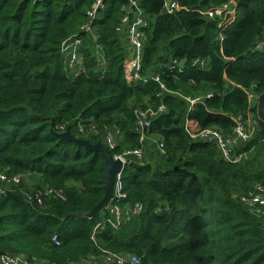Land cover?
I'll return each instance as SVG.
<instances>
[{
	"label": "trees",
	"instance_id": "obj_1",
	"mask_svg": "<svg viewBox=\"0 0 264 264\" xmlns=\"http://www.w3.org/2000/svg\"><path fill=\"white\" fill-rule=\"evenodd\" d=\"M94 1L0 0V170L35 174L36 188L63 191V199L36 205L17 186L3 188L0 253L64 262L102 249L134 254L138 264H264V217L237 199L264 183V154L246 171L242 159L224 160L186 133L205 126L228 132L233 116L250 113L256 138L245 150L264 139V0H175L178 8L165 13L164 0H135L147 18L137 82L124 76L126 42L115 29L127 0H101L93 36H81L82 69L65 70L60 42L77 32ZM226 2L234 13L224 23L203 12ZM170 59L180 70L164 65ZM192 59H205V67ZM190 88L210 94L188 107L181 96ZM130 99L140 107L163 104L148 127L163 154L154 164L142 158L123 165L122 200L138 201L141 210L93 242L89 233L103 209L86 213L103 194V157L56 133L94 123L95 134L76 137L102 144L104 131L117 129L135 147ZM76 211L82 214L67 215ZM53 232L58 246L49 240Z\"/></svg>",
	"mask_w": 264,
	"mask_h": 264
},
{
	"label": "built area",
	"instance_id": "obj_2",
	"mask_svg": "<svg viewBox=\"0 0 264 264\" xmlns=\"http://www.w3.org/2000/svg\"><path fill=\"white\" fill-rule=\"evenodd\" d=\"M101 6V0H95L89 9L85 11V22L79 24L75 34L64 37L59 46L60 53L63 58L65 70L68 73H76L82 69V54L81 44L83 35L88 36L92 28L91 22L96 17L97 9ZM163 6L166 12H171L178 8L175 0H164ZM120 16L115 29L124 35L126 42V54L124 57L123 72L127 81L137 82L143 79L140 74L141 70V55L144 39V28L147 24L146 15L141 11L135 0H127V4L122 5L119 9ZM208 17H215L219 23L227 21L234 13V4L232 2L222 3L221 5L203 11ZM93 33V32H92ZM262 42L255 44V49H260ZM191 65L199 68L205 67V59H192ZM167 67H177L180 61L175 59L168 60L165 64ZM157 80L156 76H152ZM163 89L162 85H160ZM248 99H253L254 95L248 89L246 92ZM209 92L199 97L181 96L187 102L188 107L197 101L203 100L204 97L209 96ZM164 110L163 104H157L153 109L151 107H142V109L132 110L134 114V121L132 131L141 134L143 131H148L151 120L160 112ZM233 125L231 129L225 133L221 132L214 126H205L196 132L186 131L190 140L201 141L212 145L219 153V155L227 161L236 162L243 158L250 141L253 131L256 129L254 119L247 121L242 114L233 116ZM113 132H118L114 129ZM97 131L93 123L83 124L77 123L73 129V133L77 135L86 136L88 134H95ZM112 132V133H113ZM111 131H104L102 144L109 150L113 149L115 143L113 142ZM140 140V138H139ZM157 146L161 148V143L158 141ZM250 148V147H248ZM112 158L119 159L123 165L133 160H141L143 158V151L140 145L128 148L121 152L111 153ZM28 173H15L7 175L4 170H0V183L16 185ZM1 187V186H0ZM112 197L108 203L103 207L97 221L93 224L89 238L94 242L95 234L106 227L115 229L122 223L137 215L141 210V204L138 201H124L123 193L121 192L122 183L120 180V172L115 174L112 185ZM3 187L0 188L2 191ZM254 190V192H251ZM251 190L241 194L238 199L247 201L254 208L255 213L259 217H264V183L253 184ZM24 195V194H23ZM27 202L36 205H41L45 199H63V191L60 188L49 186H42L40 188L31 189L28 194L24 195ZM264 222V219H263ZM52 245L58 246L60 244L59 236L53 232L49 236ZM100 255L86 254L80 259L72 261L58 262L54 260H45L41 258L28 257L19 252H1L0 264H138L139 257L134 254L108 252L100 249Z\"/></svg>",
	"mask_w": 264,
	"mask_h": 264
},
{
	"label": "rangeland",
	"instance_id": "obj_3",
	"mask_svg": "<svg viewBox=\"0 0 264 264\" xmlns=\"http://www.w3.org/2000/svg\"><path fill=\"white\" fill-rule=\"evenodd\" d=\"M77 28L78 27H76V29ZM93 30H94V27H93V29L91 28L90 31H89V33H88V36L90 37V39L93 36V33H92ZM117 33L122 38V41L124 43L125 42L124 35L123 34H120L119 32H117ZM187 93H185V94H187L186 96H188V97L191 98V97H199V96L203 95L206 92H197V90L196 91H193L190 88ZM133 100L134 99H130V101H129L130 108L132 110H134V109H142V107H140V105L134 104V101ZM143 103H144V106H143L144 108L145 107H151L153 109L155 107L154 106L155 103L153 101L145 100ZM244 118H245V120H247L249 122L252 121V119H253L251 117V114L250 113H247L244 116ZM219 130L221 132L225 133V134L227 132V131H223L221 129H219ZM112 132L113 131H111V133ZM70 133L74 137H76V135H77L76 133H72V132H70ZM112 137H113V142L115 144H118V145L120 144V148L121 149L119 150V152H121L123 150H126L128 148H132L129 143H127V142H121L120 135L117 132H113L112 133ZM102 138H103V135H102ZM137 138H138L137 142H138V144L140 145V147L142 148V151H143V158L146 159L151 164H154V163L158 162L160 160L159 156H161L163 154L162 150H160L159 147L157 146V143L159 141L158 140V136L155 135V134H153V133H150V131H145V132L143 131L141 134H138L137 133ZM139 138H140V140H139ZM254 138H256L255 131H253L252 134H251V137H250V140L251 141L250 142H252ZM254 144L255 145H251L250 148H248V150H246V152H245V154H244V156L242 158V161H241V162H244L246 171H252L253 169L259 167L261 165V162H262V155L264 154V139H262L260 141H256V143H254ZM28 176H29V174L25 175L22 178V180L19 181V183H17L15 185V186H17L21 190V192L24 195L25 194H28V192H30L31 189L36 188L35 185H34V183H37L38 182L36 179H32L30 177L28 178ZM0 186H1L0 188H2V187L3 188H9V187H12L14 185L0 183ZM248 190H251V188H249ZM251 192H254V190H251ZM238 201H239V203L242 206H245L248 209L247 211L249 213L257 216V214L254 211V208H252V206L250 204H247L248 203L247 201H241L239 199H238ZM157 210H159V208H157Z\"/></svg>",
	"mask_w": 264,
	"mask_h": 264
},
{
	"label": "water",
	"instance_id": "obj_4",
	"mask_svg": "<svg viewBox=\"0 0 264 264\" xmlns=\"http://www.w3.org/2000/svg\"><path fill=\"white\" fill-rule=\"evenodd\" d=\"M161 13H165L166 9L162 5L160 8ZM59 139H66L75 144L81 145L84 148L92 151H99L103 157L104 165V185L103 194L97 203L91 207V209L86 213L87 216H93L99 212L108 203L109 199L112 197V185L114 182L115 174L121 172L123 168V163L119 159H114L111 156L110 151L100 142L89 143L86 139L80 137H74L68 130H64L60 133H56ZM82 213L80 211L72 212L67 215L72 217H78Z\"/></svg>",
	"mask_w": 264,
	"mask_h": 264
},
{
	"label": "crops",
	"instance_id": "obj_5",
	"mask_svg": "<svg viewBox=\"0 0 264 264\" xmlns=\"http://www.w3.org/2000/svg\"><path fill=\"white\" fill-rule=\"evenodd\" d=\"M29 177L32 178V179H36V178H37V175H35V174H29L28 178H29ZM28 178H27V179H28ZM32 179H31V180H32Z\"/></svg>",
	"mask_w": 264,
	"mask_h": 264
}]
</instances>
